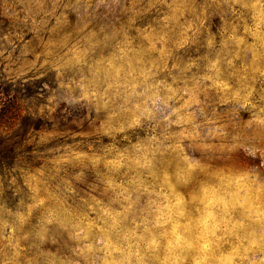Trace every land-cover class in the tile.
<instances>
[{"label": "clouds", "instance_id": "obj_1", "mask_svg": "<svg viewBox=\"0 0 264 264\" xmlns=\"http://www.w3.org/2000/svg\"><path fill=\"white\" fill-rule=\"evenodd\" d=\"M0 264H264V0H0Z\"/></svg>", "mask_w": 264, "mask_h": 264}, {"label": "rangeland", "instance_id": "obj_2", "mask_svg": "<svg viewBox=\"0 0 264 264\" xmlns=\"http://www.w3.org/2000/svg\"><path fill=\"white\" fill-rule=\"evenodd\" d=\"M25 123H27V121H25Z\"/></svg>", "mask_w": 264, "mask_h": 264}]
</instances>
